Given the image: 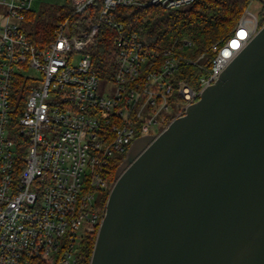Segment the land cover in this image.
<instances>
[{"label": "built area", "instance_id": "2783aa9c", "mask_svg": "<svg viewBox=\"0 0 264 264\" xmlns=\"http://www.w3.org/2000/svg\"><path fill=\"white\" fill-rule=\"evenodd\" d=\"M32 1L0 0V264H82L116 157L159 135L219 79L262 27L264 0L259 13L252 0L226 43L214 45L211 64L192 56L188 38L160 49L116 19L118 7L179 10L195 0H70L71 17L42 44L26 29ZM103 27L115 32L110 79L92 60ZM182 66L204 71L197 86L177 79Z\"/></svg>", "mask_w": 264, "mask_h": 264}, {"label": "water", "instance_id": "95a60500", "mask_svg": "<svg viewBox=\"0 0 264 264\" xmlns=\"http://www.w3.org/2000/svg\"><path fill=\"white\" fill-rule=\"evenodd\" d=\"M90 264H264V25L117 168Z\"/></svg>", "mask_w": 264, "mask_h": 264}, {"label": "trees", "instance_id": "16d2710c", "mask_svg": "<svg viewBox=\"0 0 264 264\" xmlns=\"http://www.w3.org/2000/svg\"><path fill=\"white\" fill-rule=\"evenodd\" d=\"M251 1L195 0L191 5L179 10H168L158 6L118 7L116 19L123 23L127 31H137L141 37L160 49L171 46L178 38H188L194 42L192 56L198 58L204 54L203 62L211 64L217 55L213 49L214 45L218 44L221 47L226 43ZM50 10L58 13L51 20L47 18V10L41 13L30 11L27 14V23L30 22L31 25L29 36L37 44L51 40L58 22L72 15L70 1L63 6H52ZM260 25H264V20ZM115 54V32L111 28L103 27L92 51L94 69L102 79L113 77ZM203 73L200 66H182L177 79L197 86ZM20 98L24 97H15ZM125 157L126 153L117 156L111 165V180H114L116 170ZM96 237L97 234H94L84 241L80 255L82 264H90Z\"/></svg>", "mask_w": 264, "mask_h": 264}, {"label": "rangeland", "instance_id": "374dc122", "mask_svg": "<svg viewBox=\"0 0 264 264\" xmlns=\"http://www.w3.org/2000/svg\"><path fill=\"white\" fill-rule=\"evenodd\" d=\"M70 0H33L32 1V12L34 13H41L43 11L47 10V18L52 19L54 16L58 15V13L53 10H50V7L52 6H63L66 5ZM251 10L254 12L259 13L261 10V6L259 5V2L256 0L251 4ZM26 29L27 32L30 34L31 33V25L30 22L26 23ZM32 74L35 77H38L39 74L37 71L33 70ZM111 91H115L116 86L112 85L110 86ZM101 93V92H100Z\"/></svg>", "mask_w": 264, "mask_h": 264}]
</instances>
